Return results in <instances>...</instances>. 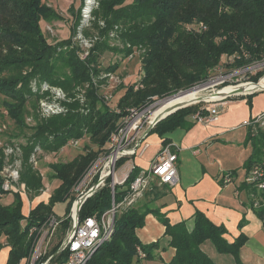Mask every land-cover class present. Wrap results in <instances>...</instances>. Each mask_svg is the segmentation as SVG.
I'll list each match as a JSON object with an SVG mask.
<instances>
[{"label": "trees", "instance_id": "obj_1", "mask_svg": "<svg viewBox=\"0 0 264 264\" xmlns=\"http://www.w3.org/2000/svg\"><path fill=\"white\" fill-rule=\"evenodd\" d=\"M95 15L94 25L101 38L83 60L75 47L64 48L70 43L71 36L58 43L48 41L41 24L60 18V14L46 0H0L2 113L9 114L21 131L29 128L33 131L21 145L19 182L25 184L27 195L33 199L45 187L43 175L31 161L32 154L38 149L57 152L70 140L86 135L98 147L94 149L88 144L86 150L73 159L52 164L50 177L60 180L59 184L47 202L40 201L28 214L24 211L22 193L3 188L2 170L7 156L0 147V250L9 247L6 264H20L33 244L30 228L44 223L54 212L56 203L67 201V217L59 224L57 242H53L51 253L58 250L72 222L70 211L75 200L72 188L99 156V151L104 150L111 134L121 124L127 107L147 104V97L151 95L165 97L207 81L211 69L222 65L224 58H228L226 65L238 69L264 59V0H100ZM114 28L118 29L121 46L110 44V32ZM135 47L142 49L143 73L135 83L123 86L125 90L118 102L120 108L112 109L98 93L94 76H99L102 69L111 73L119 64L101 69L98 58L104 50L121 52L127 57ZM12 69H17V73L7 75ZM263 74L264 70L252 75L249 80L255 82H246V86L255 84ZM43 83L64 89L70 97L69 101H63L67 110L51 116L36 113V122L30 126L26 121L27 104L31 97L35 96L38 101L49 93L41 89ZM136 83L143 86L135 88ZM82 90L83 102L78 98ZM255 93L247 96L250 106ZM197 110L196 105L180 108L160 120L149 133H157L167 144L166 134L189 126L188 117ZM244 143L252 145V153L243 164L246 175L238 189L247 191V205L264 226V188H259L257 182L261 177L251 182L246 180L255 166L264 169V128L248 124ZM127 159H120L116 166H121ZM139 170L135 165L126 181L116 184L117 199L122 197L118 195V187L123 191ZM235 171H225L221 182L227 183L225 174H230L233 181ZM111 182L112 176H108L105 184L86 199L79 212L80 219L102 214L111 206ZM9 193H13L12 200L2 201V196ZM156 199L157 196L149 197L147 201L117 212L111 237L98 248L89 264H135L142 259H155L151 250L159 246V240L143 243L137 234L149 213L165 225V235L170 237L169 246L175 250L165 264H220L205 250L206 242L217 253L233 256L235 264H245L241 249L248 240L246 234L241 232L229 241L225 236L227 227L215 223L201 210L195 211L191 228L187 220L171 223L167 214L161 212V207L151 204ZM245 222L243 217L240 229ZM138 246L146 253L144 258L139 257ZM64 256L63 251L54 260L60 262Z\"/></svg>", "mask_w": 264, "mask_h": 264}, {"label": "crops", "instance_id": "obj_2", "mask_svg": "<svg viewBox=\"0 0 264 264\" xmlns=\"http://www.w3.org/2000/svg\"><path fill=\"white\" fill-rule=\"evenodd\" d=\"M254 92L251 106L248 94L230 97L220 103L218 120L203 123L194 121L190 115L189 126L167 133L172 149L178 152L179 180L174 186L153 185L140 203L157 196L151 203L153 206L161 207V212L167 214L171 223L187 220L190 228L195 211L201 210L215 223L227 227L225 236L229 241L241 232L247 235L248 240L241 249L245 264H264L263 222L247 205V191L238 189L246 175L243 164L252 153V145L244 143L247 135L245 121L264 112V89ZM149 132L144 140V145H147L128 160L140 169L148 168L164 145L163 137ZM234 169L233 181L222 183V174ZM243 217L246 222L240 229ZM165 229V225L152 213L146 216L145 225L137 229L143 243L159 240V246L155 248L156 259L152 260L156 264H165L174 255L175 250L169 246L170 237L165 235ZM204 248L220 264H235L233 256L224 258V254L217 253L211 244L206 242ZM5 249L0 264L7 262L9 247L2 248L0 255Z\"/></svg>", "mask_w": 264, "mask_h": 264}, {"label": "rangeland", "instance_id": "obj_3", "mask_svg": "<svg viewBox=\"0 0 264 264\" xmlns=\"http://www.w3.org/2000/svg\"><path fill=\"white\" fill-rule=\"evenodd\" d=\"M90 1V2H89ZM46 3L52 6L59 14L60 18L53 19L50 21L42 22L41 26L42 29L48 39L51 43H58L62 39L68 38L71 36L70 43L66 44L64 48L71 49L72 47L76 48V52L78 56L85 60L86 56L84 57L82 54L89 51L94 45L95 42L101 38L99 36V31L95 27L94 23L97 20L95 12L98 9L100 5V0H46ZM103 23V22H100ZM102 25V24H101ZM112 35V39L110 40L111 45L115 46H121L120 40L118 39V29L114 28L113 31L110 32ZM90 42L93 43L92 46H90ZM141 48L135 47L134 52H132L129 56L124 57L121 52H114L112 50H104L102 51L101 55L98 58V64L100 68H105L109 65H113L118 63L119 67L111 72L107 73L106 70H103L100 72L99 76H94V82L98 86V93L100 94L102 100L104 103H106L110 108L112 109H119V98L121 97V94L124 93L123 86L133 84L139 76L143 73V65L141 60ZM228 58L222 59V65H219L210 71V77L207 81L198 83L194 86H200L208 83V85H205L202 90V94H213L219 90L224 92V94H229L233 92L234 90L242 91L240 94L231 95L226 98L222 97L217 100H211V101H201L200 99L196 100H189V98L183 100V102L179 103L178 105L174 106L171 110L167 111L170 112L174 109H176L179 106L183 105H196V107L202 110V113L204 110L208 113V107L215 106L217 109L220 106V103L227 98L234 97V96H242L243 93L251 92L245 91L242 88V86H246L244 82L253 81L249 80V78L258 73L259 71L264 70V59L259 61H254L250 65L243 67V68H233V66L226 65ZM238 69V70H235ZM7 75L9 74H15L17 73V69H12L11 71H8ZM264 78V74L259 78V80L255 84H259L261 80ZM255 82V81H254ZM47 83L42 84V90L49 92L46 93V96L40 98L38 101L36 100L35 96L31 97L29 99V102L27 104V112H26V121L31 126L34 125L36 122L35 115L36 113H40L42 116H51L53 114L61 113V111H58L56 113L50 112V108H47L45 104H54L58 109L64 108L65 112L67 110L66 105L63 104V101L70 100V97H67L66 92L64 89L50 85L48 88H44L43 85ZM255 84H250L251 86ZM33 85H35L33 83ZM49 85V84H48ZM140 87L143 86V84H139ZM228 87H234L233 90H227ZM183 91V90H180ZM179 91V92H180ZM172 95V94H171ZM168 95V96H171ZM167 97V96H165ZM165 97H160L158 95H151L147 97V104L136 106V107H146V111L144 114L139 116L138 124H141V128L137 132H143L146 130L149 125L150 121L155 119L156 116L163 110L165 105H162L160 101L161 99H164ZM78 98H80L83 102L84 96H83V90L82 93L78 94ZM203 98H208V96H203ZM3 95H0V147L3 148L7 158H6V165H5V175L12 174V172H15L16 170L19 172V169L21 167V145L24 144L27 141V138L32 134V129H25L21 131L17 125L15 124L14 120L9 116V114H3ZM150 101V102H149ZM192 101V102H191ZM43 103V105H42ZM44 107L46 110H44ZM133 106H129L127 108H132ZM48 113V115H46ZM203 113V114H207ZM90 144L91 147H94V149H97L94 144L91 143V139L89 135H86L80 139H76L75 143L74 140H70L65 146H63L59 151H45L42 149H38L35 153L31 156V161L34 163L35 167L40 171V173L44 177L45 187L42 191V193L33 199L30 198L25 190V184L20 183L19 181L15 182L14 185L17 189L20 191H23L22 196L23 200L25 202V212L30 211L37 203L40 201H48L49 197L51 196V193L53 189L59 184L58 179H52L50 176L53 172L52 164L58 162V161H68L73 159L76 155H78L81 152H84L86 150V145ZM109 141L106 143V150L104 148H101L103 151H99V160L96 164H94L91 167V172L94 170H99L98 173H100V170H102L104 164L107 161L106 155H108L107 148ZM18 147L20 149H18ZM128 162V161H127ZM124 166L120 167L117 170V173H121L122 170H124ZM10 171V173H9ZM120 175V174H119ZM20 177V173H19ZM98 176H95L94 178L97 180ZM95 179H93L91 182H89L87 185L88 187L96 184ZM160 184L157 181L153 182L150 188H148L144 194L153 188V185ZM120 186L118 187V191L120 190ZM79 191H74L73 196L75 197V200L78 198ZM143 197V195L136 201L135 204L140 203V199ZM13 193L5 194L2 196L1 200H12ZM74 200V201H75ZM73 201V202H74ZM66 206L67 201L58 202L54 206V212L47 217L55 218L56 220H59V224L61 223V220L63 218L67 217L66 214ZM73 206V203H72ZM72 206L70 211V217L72 219ZM27 214V213H26ZM46 219V220H47ZM45 220V221H46ZM59 224L57 226V230L55 231V234L52 238L50 246H54L53 242H57V234L60 231ZM3 241H6L3 237ZM51 247V248H52ZM6 250H3V252L0 255V261H2V255L6 253ZM51 249L49 248V253ZM1 252V251H0ZM152 254L155 256L156 259V251L155 249L151 250ZM224 258H227L228 255H224ZM153 260V259H152ZM149 259H142L141 261L136 262L135 264H156L155 261H152ZM21 262V261H20ZM22 264L27 263V259L24 258L21 262Z\"/></svg>", "mask_w": 264, "mask_h": 264}, {"label": "built area", "instance_id": "obj_4", "mask_svg": "<svg viewBox=\"0 0 264 264\" xmlns=\"http://www.w3.org/2000/svg\"><path fill=\"white\" fill-rule=\"evenodd\" d=\"M92 45L93 43L90 42V46ZM88 53L89 51L83 53L82 55L85 57ZM139 84L142 85V83H136L135 88L140 87ZM49 86L50 85L48 84L43 85L44 88H48ZM249 93L251 92L243 94ZM45 106L50 108V112L52 113H56L58 111L63 112L65 110L64 108L58 109L57 106L54 107V104H45ZM44 110H46L45 107ZM145 111L146 107L140 108L133 106L132 108H127V112L124 115L121 124L110 136L107 150L108 155H106L108 159L102 170H100V173H98L99 170L91 172V167L99 160V157L97 156L82 179L72 188L73 192L79 191L80 193L78 194V198L73 202L71 226L68 228L66 236L64 237L58 250L55 253H49V248L51 249L52 247H49V245L51 244L52 238L59 224V220L49 217L41 225H35L30 228L29 235L33 237V244L30 253L26 257H23L21 262L24 258H26V264H89L92 256L98 248L111 237L114 231L117 212L134 205L155 181L171 186H174L178 182V152L172 149V143H167L161 147L157 156L153 159L148 168L140 169L134 179L123 188V191H118V195L122 196L121 199H117L116 197V184H123L135 167L134 164L127 161L142 150L145 145H147H144V140L148 134L146 131L149 127L143 132H137L142 125V123L138 124L141 120L139 119V116L144 114ZM46 115H48V113ZM191 117L194 121L211 123L218 120L219 111L215 106L208 107L207 114H203L202 110L199 109L193 113ZM151 123L152 121H150V125ZM251 123L264 127V112L255 116L254 119L245 121V124L247 125ZM72 140H74L75 143L76 139ZM18 149L20 148L18 147ZM122 158L128 159L121 166L117 167V162ZM111 165H113L112 170ZM122 166H124L125 169L122 170L121 173H118L120 174L119 179L115 180L114 176L117 174V170ZM107 168L109 171L106 175H104V170ZM4 169L2 170V174L5 177L3 188L6 190L20 191L14 185L15 182L19 181V172L16 170L15 172H12V174L5 175ZM95 176H98L96 177L98 178L97 181L94 178ZM108 176H112V180L114 181V185H112L111 182V206L102 214L96 213L82 219H80L79 215L76 217V204L79 198L86 195L88 197L92 196L99 187L105 184V179ZM258 177H261L260 180L257 181L258 187L264 188V169L259 168L258 166L254 167L251 173L246 177V180L251 182L256 180ZM93 179H95L96 182V184H94L96 186L94 190V185L90 187L87 185ZM224 181L227 183L231 182L232 176H230V174H225ZM20 192L23 193V191ZM137 249L139 257L144 258L146 253L139 246ZM63 251L65 252L63 259L60 262L55 261L54 259ZM21 262L20 264H22Z\"/></svg>", "mask_w": 264, "mask_h": 264}, {"label": "bare ground", "instance_id": "obj_5", "mask_svg": "<svg viewBox=\"0 0 264 264\" xmlns=\"http://www.w3.org/2000/svg\"><path fill=\"white\" fill-rule=\"evenodd\" d=\"M205 85H208V83L207 84H204V85L197 86V87L195 86V87H193L190 90L182 91V92H180L179 94H177L175 96H172V97H169V98H166V99L160 101V103L162 105H165V107L163 108V110H161V112L156 116L155 119H157L160 116L166 115L168 113L167 111L171 110L172 108H174V106H176L179 103L183 102V100H185L187 98H189V100H191V99H193V100H196L197 99L198 100V99H200L202 97L200 99L201 101H203V100H205V101H211V100L220 99L224 95V92H222L221 90H219V91H217V92H215L213 94H210V93H208V94H202V90H200V89L203 88ZM262 86H264V78L261 80V82L259 84L257 83V84H255L253 86H242L241 89H243L245 91H249V90L250 91H253L255 88L262 87ZM233 89H235V88L234 87H228L227 88V90H233ZM203 96H208V98H203ZM155 119H153L151 121L153 122ZM108 171H109L108 168L106 170H104V175H106L108 173ZM114 179L115 180L116 179H119V174L118 173L115 174Z\"/></svg>", "mask_w": 264, "mask_h": 264}, {"label": "water", "instance_id": "obj_6", "mask_svg": "<svg viewBox=\"0 0 264 264\" xmlns=\"http://www.w3.org/2000/svg\"><path fill=\"white\" fill-rule=\"evenodd\" d=\"M253 82H254V81H253ZM204 84H205V83H204ZM193 87H195V86H193ZM193 87L188 88V89L183 90V91L190 90V89H192ZM263 89H264V86H262V87H258V88H255L253 91H251V93L254 92V91H257V90H263ZM180 92H182V91H180ZM180 92L174 93V94H172L171 96H167V97H165L164 99L169 98V97H172V96H175V95L179 94ZM240 93H242V91L234 90L233 92H231V93L225 95L224 97H228V96L236 95V94H240ZM164 99H161V100H164ZM185 106H188V104H187V105H183V106H179V107H177L176 109H174V110L168 112L166 115H164V116H160V117H158L157 119H155V120L151 123V125L149 126L148 130L146 131V133H148V132H149V131H150V130H151V129H152V128H153V127H154V126L160 121V120L166 118L168 115L174 113V112L177 111L178 109L183 108V107H185ZM112 169H113V165H111V170H112ZM101 181H102V180H101ZM112 185H114V181H113V180H112ZM95 188H96V186L94 185V186H93V190H94ZM87 198H88L87 195H86V196H83V197H81V198H79V200H78V202H77V204H76V208H77L76 217H78L79 212H80V208H81V206L83 205V203L86 201Z\"/></svg>", "mask_w": 264, "mask_h": 264}]
</instances>
